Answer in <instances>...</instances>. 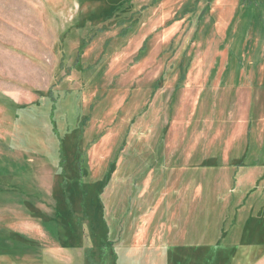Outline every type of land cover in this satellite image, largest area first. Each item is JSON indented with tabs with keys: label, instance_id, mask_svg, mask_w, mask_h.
Wrapping results in <instances>:
<instances>
[{
	"label": "rangeland",
	"instance_id": "obj_1",
	"mask_svg": "<svg viewBox=\"0 0 264 264\" xmlns=\"http://www.w3.org/2000/svg\"><path fill=\"white\" fill-rule=\"evenodd\" d=\"M130 6L102 21L106 0H0V238L38 250L0 264H115L111 249L119 264H264L238 246L233 199H264V0ZM20 113L43 151L13 134ZM199 205L234 213L223 248L197 232ZM68 208L87 223L64 249L33 216Z\"/></svg>",
	"mask_w": 264,
	"mask_h": 264
},
{
	"label": "trees",
	"instance_id": "obj_2",
	"mask_svg": "<svg viewBox=\"0 0 264 264\" xmlns=\"http://www.w3.org/2000/svg\"><path fill=\"white\" fill-rule=\"evenodd\" d=\"M130 2L131 0H106L108 7L104 11L100 12L99 14V17H101L100 19L102 21H106L108 19L115 18L118 13H121L124 11H127L128 13V11L131 9ZM247 12H248V8L246 9L245 13ZM24 108L25 107L23 106L16 107V109L18 110H23ZM52 113H53V108L51 109V111L48 112L49 121H52ZM38 119L39 118H37V120H33L32 121L33 123H28L24 121L23 115L21 113L16 114L12 122V132L16 136V138H21L22 142H24L28 146L30 147L35 146L41 149V151H43V147L41 146L40 144L41 141L39 139V137L42 134V126L40 124L41 122L38 121ZM51 124L53 125V121L51 122ZM54 134L57 135V132L55 130H54ZM60 151L64 153V150L60 148V143H59V147H58L59 157L60 155L62 156ZM205 166H206L205 168L214 167L211 169L212 172H214L213 170H215L216 162L215 161H213L212 163L206 162ZM247 168L259 170L258 166H254V165L252 166L251 164L248 165ZM243 171L240 175H238L239 178L243 175ZM6 173L7 172H4V174ZM207 174L208 173H206L205 176H203L202 172L196 173V175H199V178L197 177V179L204 183ZM258 174H259V177H257V180L260 179L261 181H264V170L261 173L259 172ZM193 175L195 174H192V176ZM236 178L234 179V181L236 180ZM263 185H264V182H263ZM254 191H255L254 189L252 190V188H249L247 192H245V189H244L243 191H239V193L235 192V194H233L234 196L237 195L233 199L235 200L238 199L240 202V204H238V206L235 207L237 212L239 211L241 212L245 210L246 214H248L245 221L243 222V226L240 229L241 231L238 234V236L240 235L238 246L246 247L248 249L254 248V250L255 249L257 250L258 248H263L264 250V242H262V240L264 239V220H263L264 219V199H259V197L257 196L252 197L253 195L252 193ZM242 195H248L246 200L245 198H242ZM240 197L242 198V200ZM250 197L252 200H250ZM67 198L68 196L66 195L65 204H67L68 202ZM235 200H233V203L235 202ZM228 203L230 204V201ZM226 209L227 210L234 209V206L227 205ZM248 209L251 210V212ZM254 209L258 212L257 217H254L252 215V210ZM202 210H203V205H199L196 211L200 214V218L198 215L197 221H196V224L197 225L199 224L197 227V232L203 234L204 236L208 238L210 237L212 239L211 241H213L212 242L213 245L211 246H214L217 248H221V247L223 248L224 247V243H222L223 240L226 238V236H228L229 232H231L232 229H234L232 225V223L234 222V216H233L234 213L230 210L231 212L229 213L226 220H224L223 218L216 217V215L214 214L212 215L208 214L204 216V211ZM33 217L39 219L41 222L45 224V226L47 227L49 226L51 230L55 229L54 231L57 234L56 242L62 248L70 249L72 246L78 247L82 243V239L84 235V226L87 223V217L85 216L83 209L79 212L78 211L75 212L68 208L66 210L56 211L52 214V216L51 215L44 216L41 214H37V215H34ZM202 217H208L209 219H213L215 226H210L209 223L207 225H204V222H201ZM198 218L200 220L199 223H198ZM219 219H222V220L218 222ZM230 225L232 226L230 227ZM223 226H226V228ZM209 227H210V230L212 231L211 234L209 231ZM189 231H187V235L192 234V230L190 232ZM4 240L8 241V244L12 245L11 248L7 246V243H5ZM111 251L113 252L109 253L110 259H113L115 264L117 262L118 264L119 262H123V259L120 258L114 252L113 249H111ZM37 252H38L37 244L33 240L27 239L17 233L10 232L8 236L0 238V258H7L9 260L11 259L16 260V259L27 258V257L32 258V256H36ZM263 255H264V252L262 253V256Z\"/></svg>",
	"mask_w": 264,
	"mask_h": 264
}]
</instances>
